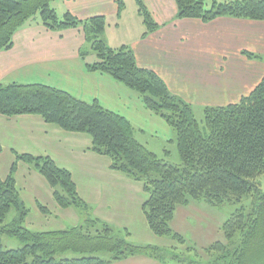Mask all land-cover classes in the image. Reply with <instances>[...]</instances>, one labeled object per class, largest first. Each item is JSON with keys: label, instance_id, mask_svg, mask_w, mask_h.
Instances as JSON below:
<instances>
[{"label": "trees", "instance_id": "16d2710c", "mask_svg": "<svg viewBox=\"0 0 264 264\" xmlns=\"http://www.w3.org/2000/svg\"><path fill=\"white\" fill-rule=\"evenodd\" d=\"M52 1L56 0H0V52L12 49L17 31L28 26L39 13L49 31L81 28L98 57L96 63L88 64L89 69L113 77L138 93L146 109L170 125L176 133L181 164L166 162L140 143L134 126L118 113L45 84L4 85L0 81V115L8 118L38 115L67 133L90 135L92 150L110 158L111 169L144 185L149 195L143 208L148 226L153 235L173 240L178 245L175 250L189 244L171 225L179 207L192 202H205L213 207L241 206L224 222L223 241L201 249L187 246L186 251H194L199 260L191 264L205 261L206 264H264V189L259 182L264 176V78L239 103L207 107L201 127L193 107L170 92L160 75L141 68L130 47L110 49L103 40L107 18L98 16L83 21L67 13L60 20L56 9L50 7ZM174 1L178 20L210 23L230 17L264 21V0L215 2L210 10L203 1ZM137 2L147 28L145 35L157 31L158 24L144 0ZM118 6L121 10L125 5L121 1ZM247 57L256 58L253 54ZM16 159L11 175L7 179L0 176V264H113L143 255L168 264L164 249L130 243L128 235L116 236L114 228L93 219L91 207L78 193L71 171L61 168L48 156L16 154ZM22 161L50 183L58 206L85 213L83 226L49 232H35L27 227L31 210L23 202L15 179L18 163ZM13 210L16 212L13 222L5 224ZM2 235L16 237L24 247L5 250ZM64 252L82 255L104 252L110 258L85 256L58 260L56 257ZM171 257L178 259L173 253Z\"/></svg>", "mask_w": 264, "mask_h": 264}, {"label": "crops", "instance_id": "0c3cea01", "mask_svg": "<svg viewBox=\"0 0 264 264\" xmlns=\"http://www.w3.org/2000/svg\"><path fill=\"white\" fill-rule=\"evenodd\" d=\"M121 1L125 6L120 10ZM127 2L131 5L130 13ZM144 4L159 27L146 35L137 0H59L54 8L58 15L63 10V15L70 13L83 21L98 16L107 18L109 25L103 40L110 49L130 47L141 68L160 75L169 91L190 105L207 108L237 104L264 78V61L260 64L247 58L243 61L239 47L242 41L251 43L252 40L260 49L264 48V21L230 17L217 18L210 23L178 20L174 0H144ZM239 30L249 31L250 35L241 38L237 35ZM13 45L12 49L0 52L2 84H45L87 103L98 102L139 128L137 131L134 127L137 134L148 136L146 144L155 154H159V146L168 144L172 145L173 153L178 152L175 131L163 118L146 109L138 93L113 77L89 69L88 64L96 63L98 57L81 28L49 31L35 18L33 23L17 31ZM241 66L248 73L236 70ZM92 145L90 135L67 133L38 115L9 118L0 115V176L7 179L11 175L16 154L48 156L61 168L72 172L78 193L91 207L93 219L112 228L124 227L130 243L163 249L162 244L170 241L153 235L148 226L143 208L149 195L144 185L111 169L110 158L94 152ZM164 155L173 157L169 151ZM15 173L20 196L31 210L26 222L31 231L68 230L86 223L85 218L80 222L78 211L84 217L85 214L79 209H62L57 205L50 183L28 164L19 162ZM192 203L179 207L184 221L190 216L185 209L194 207ZM196 210L200 209L194 207L193 211ZM175 221L176 217L171 224L173 230L181 233ZM135 226L142 227V236L136 234ZM172 245L175 250L177 244L173 240ZM113 264L161 263L143 255Z\"/></svg>", "mask_w": 264, "mask_h": 264}, {"label": "rangeland", "instance_id": "374dc122", "mask_svg": "<svg viewBox=\"0 0 264 264\" xmlns=\"http://www.w3.org/2000/svg\"><path fill=\"white\" fill-rule=\"evenodd\" d=\"M58 1L59 0H56V2H58ZM197 1L205 2L206 8L208 10H210L212 8V6L215 2H217L218 4L226 3L227 1L237 2V0H197ZM56 2L52 1L50 7L54 8V5ZM127 5H128V13H130L131 12V5H129L128 2H127ZM63 14H64L63 10H61L59 12L60 16L58 15L60 20H63V17H64ZM35 18H37L42 23V20L40 19V13H39L34 18H32L33 20L31 19L29 24L33 23ZM110 20L113 21L114 19L111 18ZM107 25H109L108 22H107ZM249 33L250 32L246 31V30H239V32H237V35H241V38H247V35H250ZM250 42L251 43L242 41L241 45L239 46V47H241L240 49H241V56H242L243 61L246 60V58H247L249 60L252 59L253 61H255L258 64L263 63V61H264V48L260 49V46H258L257 43L253 42L252 40H250ZM255 46H258V48H257L258 51H257V49H255ZM232 52H235V49H232ZM247 54H253L254 56H256V58L250 59L247 57ZM229 55L231 58V54H229ZM230 60H228V62H230ZM227 65L228 64L225 65V68ZM236 70H241L243 74L248 73V70H246L243 66H241L240 69L237 68ZM191 106L194 109L195 119H197L199 121L200 126L203 127L204 126V120H205V118H204V111L205 110L204 109L206 107H201L200 104H195V105H191ZM138 129H137V131H138ZM137 138H139V140H141V142H143V144H146V142L148 140V136H145L144 134L139 133V132L137 134ZM146 146H147V148H149V146L147 144H146ZM172 150H173L172 145L168 144V145H166V147H160L159 146V150H157V152L159 153L158 155H160L161 159L169 160L168 162L172 165H180L181 164L180 155H178L177 151H174V153H173ZM165 151L172 152L173 157L168 158L167 156H165L164 155ZM259 182L261 183V186H263V189H264V176L260 177ZM192 205L194 207L200 209V210L199 211H197V210L193 211L194 207H188L185 209L186 213H188L190 215V216H188L189 222L187 221L188 218H186L185 221L182 219V217H181L182 213H180L181 212L180 209L182 210V208H179L177 210L176 221L174 222V223H177V222L179 223V225H180L179 231H181V233H179V234L184 236L188 242L190 241L189 244H186L185 246H182V247L179 246L178 250H174V247L172 245V240L170 238H166L170 242L163 243L161 246L165 251H167L166 252V259H167L168 264H191V262L199 261L197 259V257L195 256L194 251H192L190 253H188L186 251L187 246L191 244V245H194L195 247H198L199 249H201V248L209 247V246L213 245V243H215V242L223 241L224 240V234L221 233V228L223 227L224 222L228 218H230L237 211V209H239L241 207L239 205H234V206H228L227 205V206H223V207H213V206H209L205 202H199V203L193 202ZM244 206H246V204H244ZM249 206L250 205H247V209H249ZM74 209H76V208H74ZM80 211L82 212V210H80ZM82 213H84V212H82ZM15 216H16V212H15V210H13L8 215V217L6 218L5 224L12 223ZM78 217H80V222L84 218H85V220L87 218L86 216L85 217L82 216L79 211H78ZM186 222H188V223H186ZM135 228H138V232H136V234L138 236H142L144 234L143 232H141V228H142L141 226H135ZM0 229H1V227H0ZM49 229H52V228H49ZM95 229H97V228H95ZM114 230H115L116 236H121V237L126 238L128 235V233L124 229V227L123 228H121V227L114 228ZM204 230H207V231L205 233H203ZM131 231L134 233V237H136V234L133 231L132 227H131ZM93 235H96V231L93 232ZM127 238H129V237H127ZM1 244H3V247L5 250H14V249H20V248L24 247L23 244L20 243L19 239H17L16 237L11 238L8 236H3V235L1 237ZM172 253H173V255H176L178 257V259H173L171 257ZM85 256L99 257V258L104 259V260L107 259V255L104 254V252L96 253L95 255H93V254L82 255V253L79 254V253H75V252H64L63 254H61L60 256H57L56 258L58 260H61L62 258L73 259V258H83ZM186 259H187V261H186ZM204 264H206V261L204 262Z\"/></svg>", "mask_w": 264, "mask_h": 264}]
</instances>
